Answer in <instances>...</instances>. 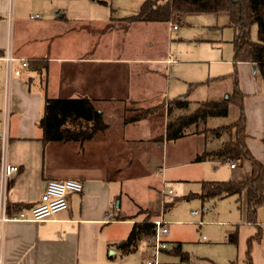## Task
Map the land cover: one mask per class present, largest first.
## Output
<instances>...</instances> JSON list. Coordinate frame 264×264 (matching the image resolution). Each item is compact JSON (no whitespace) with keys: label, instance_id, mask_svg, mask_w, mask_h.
Wrapping results in <instances>:
<instances>
[{"label":"crops","instance_id":"0c3cea01","mask_svg":"<svg viewBox=\"0 0 264 264\" xmlns=\"http://www.w3.org/2000/svg\"><path fill=\"white\" fill-rule=\"evenodd\" d=\"M143 1L0 0V134L3 132L7 138L6 160L18 167L8 181V213L12 215L38 203L49 179H74L83 185L80 192L68 193L66 209L45 220L7 221L0 241L2 264H135L131 260L135 259L132 257L135 253H132L139 241L127 254H123L116 243L128 236L132 224L141 221L146 211L152 213V221L164 219V204L175 200L168 196L173 193L171 188L168 189L170 193L162 188L159 190V211L147 204L144 207L133 202L127 205L124 200L123 172L132 167V162L136 165L139 156L141 169L150 175L156 143V148L161 147V158L154 172L162 176L164 183L171 169L195 167L194 180L199 183L198 189H182L180 196L200 201L202 207L191 213L196 210L192 215H200L201 220L206 213L204 203L221 199L203 201L199 198L196 193L202 181L241 180L250 173L247 160L240 167H231L233 160H221L228 166L224 171L220 170L222 166L214 164L217 159L193 161L196 154L212 147L206 145L205 134L200 151L196 147L189 151L185 160L169 163L168 141L172 140H166L164 133L168 124L181 115L174 116L170 106L181 108L184 102H176L178 96L172 103L166 99L170 77L163 76L160 68L165 64L166 71L174 63L170 50L154 56L150 53L151 42L138 40V32L154 30L158 22H162L132 18ZM35 14L37 17H31ZM179 15L176 13L171 20L162 23L172 30L171 21ZM8 41L14 56L26 59L28 67L21 68L18 76L11 74L7 85L3 54ZM247 64L255 73L257 68ZM12 66L17 68L18 63L13 62ZM218 77L211 78L218 81ZM241 91L245 93L243 88ZM46 98L87 99L101 112L106 127L83 140L45 141L38 121L43 115ZM143 110H150V113L127 121ZM257 120V138L252 136L249 123L245 121V141L253 156L264 164L261 140L264 107ZM185 137L173 141L180 145ZM180 154L181 148L173 151L174 157ZM183 172H175L170 180L177 183L189 178ZM234 197L236 209L244 219L227 231L228 235L236 231V242L228 241V235L226 241L238 247L244 242L242 248L229 250L226 264H246L247 240L257 232L258 238L251 243V260L252 264H264V226L259 222L258 210L255 221H249L245 198L240 206L239 197ZM139 209L143 210L142 217H134ZM177 244L181 255L170 251L168 243L161 253L176 259L158 258L159 264L192 260L181 241H174L172 246ZM151 245L145 242L139 258L141 262Z\"/></svg>","mask_w":264,"mask_h":264},{"label":"rangeland","instance_id":"374dc122","mask_svg":"<svg viewBox=\"0 0 264 264\" xmlns=\"http://www.w3.org/2000/svg\"><path fill=\"white\" fill-rule=\"evenodd\" d=\"M172 21L179 25L177 29L168 30L164 23L158 22L154 30L138 32L137 37L139 41L148 39L151 42V55L158 56L164 50L169 49V55L172 59L174 58V63L170 67L168 66L166 71H164L166 65L161 64L160 72L163 73V76L165 74L170 77L166 99H169L168 101L171 103L175 101L177 96V98L184 100L181 108L176 105L170 106L172 109L170 112L172 111L175 116L179 113L193 112L200 101L204 99H220L230 93L232 90L231 76L234 75L235 70L231 61L234 29L229 24L227 13L223 11L216 13L182 12L178 19L175 18ZM251 38L256 39V25L252 26ZM214 76H220L218 81H215L216 78L212 80L211 77ZM236 76L240 90L243 88L246 93H244L243 103L244 114H246L245 121L249 123L252 136L257 138L255 132L259 126L258 113L264 107V81L257 71L252 73L247 63H237ZM239 113V106L231 105L227 116L212 118L207 121V126L214 127L217 123H231L237 119ZM170 118L171 120L174 119L171 116ZM203 126L204 124L200 123L196 128L191 127V130H203ZM192 134L191 132L185 134L186 137L180 141V143L183 142L180 145L176 141H168L169 163L183 161L189 155V151H193L196 147H198V151L203 148V131L199 132L198 135ZM222 134L207 136L206 145L214 146L216 141L225 138V135ZM157 146L158 143L153 145L154 168L150 175L141 169V157L139 156L137 157V164L132 162V167L123 172L122 188L123 192H126L123 195L126 204L133 202L140 204L141 207L147 204L155 211H159V190L162 188L166 191L171 188L174 194H168V196L175 200L173 202L165 200L167 202L165 204L170 203V205L164 204L165 211L162 215L164 218L162 221L167 229L164 237L170 241L168 242L169 249L174 241H181L183 248L191 254L192 262L226 264L230 255L229 250L232 248V251H235L236 248H242L244 242L240 243L238 247L226 241L229 229L235 227L233 224L240 225V220L244 219L240 210L236 209L234 195L204 203L206 213L202 220L200 215H192L191 210H199L202 207L200 201L197 198L184 199L180 195L182 189L184 191L198 189L199 183L194 180L195 167L171 169L165 176L168 180H165L164 183L161 179L162 176L154 172L160 166L157 160L159 161L161 158L159 150L161 147L156 148ZM176 148H181L179 157L173 155ZM214 164L222 166L221 171L228 167L219 159L215 160ZM182 170H184L183 174L189 177L185 178L187 180L182 179L177 183L170 180L175 172H182ZM133 216L142 217V214L137 210ZM258 218L264 226V204L258 208ZM203 237L204 240H202ZM145 242L144 239L139 240L136 250L132 253L135 254H130L135 257L134 260L131 259L135 264H142L139 258H141ZM158 258L160 260L161 258L176 259L175 256L164 252L158 253Z\"/></svg>","mask_w":264,"mask_h":264},{"label":"trees","instance_id":"16d2710c","mask_svg":"<svg viewBox=\"0 0 264 264\" xmlns=\"http://www.w3.org/2000/svg\"><path fill=\"white\" fill-rule=\"evenodd\" d=\"M220 11L227 13L229 24L234 29L232 61L235 70L234 75L231 76L232 90L226 97L220 99H204L200 101L193 112L176 117L166 127L164 137L166 140H173L190 132L203 131L206 137L219 136L223 133L225 138L216 141L210 149L196 154L193 161L233 160L234 165L240 167L247 160L251 166L250 173L241 180L202 181L200 191L196 195L203 201L237 195L239 205L244 197L247 219L253 222L258 208L264 204V164L253 156L246 145V118L243 109L245 94L238 86L236 66L239 62L255 64L256 71L264 80V0H145L137 12L132 15V18L143 21L168 22L176 13H216ZM253 25H256V39L251 38ZM178 99L176 102H184L182 99ZM235 104L239 106L240 110L237 119L228 124L217 123L218 125L216 124L214 127L207 126L208 120L227 116L230 106ZM149 113L150 110L140 111L128 118L127 121L136 120ZM38 123L42 128V138L45 141L83 140L90 137L95 131L106 127L101 112L96 110L87 99L46 98L44 112ZM200 123L204 124L203 130H191V127L196 128ZM83 126L88 128H83ZM261 140L264 143V127ZM165 205L169 206L170 203ZM142 211L139 209V213ZM151 217L152 213L146 211V215L141 221H135L132 224L128 236L116 243L123 254H127L141 239L146 240L149 245L153 242L155 224ZM258 234L259 232L247 240L246 264H252L251 243L253 239L258 238ZM227 239L235 243L237 240L236 231L229 234ZM172 250L181 255L178 244L175 247L172 246L170 251ZM181 258L186 259L184 256Z\"/></svg>","mask_w":264,"mask_h":264},{"label":"built area","instance_id":"2783aa9c","mask_svg":"<svg viewBox=\"0 0 264 264\" xmlns=\"http://www.w3.org/2000/svg\"><path fill=\"white\" fill-rule=\"evenodd\" d=\"M31 17H37V14ZM178 24L171 21V28L177 29ZM3 60L5 62L7 74L6 82L7 85L10 82L11 74L18 76L21 72V68L28 67V61L21 57H16L13 54V49L10 41L7 42L3 54ZM18 63L17 68H13V62ZM6 135L2 132L0 134V241L2 239L3 226L7 221L10 220H31V221H42L58 211L64 210L68 206L67 195L72 192H80L82 190V183L74 179H49L47 180L45 187L40 194L39 202L28 207L21 208L14 214L8 213L7 205V187L10 177H12L18 170L15 164H11L6 160ZM230 166L234 167V162H230ZM168 193L171 190L167 191ZM206 207H203L205 210ZM196 214L197 211H192ZM155 224L154 238L148 253L142 258L143 264H159L158 253L168 247V243L165 240L164 235L167 233V229L162 220H153ZM0 264H2L0 256ZM178 264H195L194 262L180 261Z\"/></svg>","mask_w":264,"mask_h":264},{"label":"water","instance_id":"95a60500","mask_svg":"<svg viewBox=\"0 0 264 264\" xmlns=\"http://www.w3.org/2000/svg\"><path fill=\"white\" fill-rule=\"evenodd\" d=\"M253 66H254V67H256V65H255V64H253Z\"/></svg>","mask_w":264,"mask_h":264}]
</instances>
